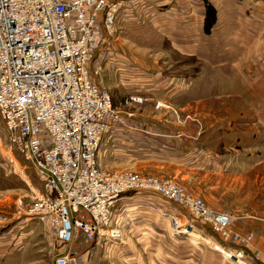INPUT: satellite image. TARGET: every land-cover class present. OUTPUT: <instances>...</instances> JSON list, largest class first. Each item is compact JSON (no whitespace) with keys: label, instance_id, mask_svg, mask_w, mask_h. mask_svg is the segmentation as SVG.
I'll return each mask as SVG.
<instances>
[{"label":"rangeland","instance_id":"1","mask_svg":"<svg viewBox=\"0 0 264 264\" xmlns=\"http://www.w3.org/2000/svg\"><path fill=\"white\" fill-rule=\"evenodd\" d=\"M111 1L119 4L115 32L107 34L106 42L94 57L90 66L91 78L109 90L115 108L123 116V123L134 119L138 132L148 135L147 147L152 155L129 156L126 148L135 142L131 140L130 143H120L116 147L114 136L108 132L99 149L98 160L102 167L110 171L131 170L175 180L188 192L201 197L209 206L229 211L234 216L233 227L236 231L239 229L256 235L255 229H264V145H244V142L254 140V130L248 129L249 125L244 121L245 109L247 116L252 117L249 110L256 100L253 94H245L243 97L212 96L214 92L228 90L224 85H228L231 91L246 90V82L239 77L245 80L246 73L251 74L248 66L239 67L233 62L223 65L219 62L223 57H228L230 50H224L226 43L222 39L208 37V33L217 25V8L211 0H139L136 3L139 7L145 5L155 13L145 23L137 24L119 21L127 0ZM191 6L197 9L199 24L203 25L198 33L199 55L183 58L170 45L175 40L171 32L174 29L166 27L158 30L157 19L161 17V20L169 23L175 16L186 14ZM149 18L151 21H148ZM231 54L236 57L242 55L243 58L236 60L243 61V64L248 60L244 51L234 50ZM116 60H125L130 64L131 72L136 74L133 81L125 83L120 66L111 67L112 61L114 64ZM234 60L235 57H232ZM222 71L229 72V77H224ZM165 78L169 79L165 82ZM176 78L179 79L176 81ZM133 83L136 85L132 86ZM250 83L253 85V82ZM129 91H136L150 99L126 104ZM164 103H169L177 111L170 109L166 112L155 108ZM214 121L215 125L212 126ZM243 123L247 125L246 129H239L244 127ZM122 125H118L121 126L118 135L127 139L128 128ZM152 128L159 129L155 132L159 140L147 132L153 131ZM244 134L247 140L239 138L244 137ZM0 136L5 139V125L1 115ZM157 151H160L159 155H156ZM7 156L8 153L0 145V212L8 218L6 224L0 227V264H54L55 257L66 247L52 237L46 223L22 211L33 200L32 189L40 193L45 191L42 179L29 161L20 158L22 166L27 167L24 172L12 157L16 169L13 168ZM20 200L23 202L21 208ZM149 201L153 203L149 199L138 200L143 205H139L141 215L154 219L160 226V230L156 227L154 230L159 233L163 230L165 235L159 243L160 247H149L145 264H213L216 259L207 256L205 252L216 249L222 251L227 261H231L228 258L231 253L210 239L214 233L207 226L202 229L199 223L196 224L191 236L173 234L167 211L181 212L189 217L187 208L171 203L167 213H156L146 209ZM147 231L151 232V229L147 227ZM171 237H184L187 241L181 239L182 242L175 243ZM84 239L82 233L78 234L69 248L81 254L86 245L91 243H86ZM105 252L106 247L97 252V264L100 261L101 264H111L104 259L102 253ZM259 254L264 256V253ZM232 260L236 264H248L244 258L235 257ZM134 261L138 262V259Z\"/></svg>","mask_w":264,"mask_h":264},{"label":"built area","instance_id":"2","mask_svg":"<svg viewBox=\"0 0 264 264\" xmlns=\"http://www.w3.org/2000/svg\"><path fill=\"white\" fill-rule=\"evenodd\" d=\"M118 10L111 0H0V145L13 168L12 157L23 171L20 160L29 161L45 189H32L23 213L46 223L66 247L54 264H89L69 248L80 232L85 241L121 240L114 208L128 192L154 191L187 208L189 217L167 214L174 235L195 230L198 220L223 241L250 242L253 234L236 231L229 211L209 206L175 180L110 171L99 162L103 138L124 119L109 90L91 78L90 66L115 32ZM143 101L130 96L126 104ZM7 220L0 212V227ZM226 249L233 263L244 258L243 250Z\"/></svg>","mask_w":264,"mask_h":264},{"label":"crops","instance_id":"3","mask_svg":"<svg viewBox=\"0 0 264 264\" xmlns=\"http://www.w3.org/2000/svg\"><path fill=\"white\" fill-rule=\"evenodd\" d=\"M195 1L198 2V0ZM211 1L218 10V20H217V25L214 26L212 31L208 33V37L210 38L217 37L218 39H222L223 42L226 43L224 46V50H230V54L228 55V57H223V60L219 62L223 65L230 63L232 64L233 62L234 65L236 64L239 67L241 65H245L250 67L248 68V71L251 72V74L246 73L245 80L239 77L241 81H243L244 83L246 82V85L248 86V88L246 87V90L231 91L228 85H224L223 87L228 88V90L223 89L218 93L214 92L212 96L219 97L218 95H222V96L236 95L239 97L240 96L243 97V95L245 94L246 96L247 94L250 95L253 94L256 100L252 105V107L250 106L251 111L249 110L252 117L247 116L248 113L247 110L245 109L244 121L246 122V124L249 125L248 129L254 130V140L253 141L250 140V142L246 141L244 142V145L246 147L264 145V0H211ZM136 3H139V0H127L125 2V7L120 15L119 21L124 20L128 23H137V24L145 23L146 22L145 20H147L148 17H150L155 13L152 12L153 9L147 8L145 5L139 7V5ZM179 7H183V5H180ZM174 9H176V7ZM178 17L175 16L174 20L170 21L169 23L166 22L167 20H161V17H159L157 19V23L159 24L158 30H162L166 27H171L172 30L174 29L171 32H173V36L175 40L170 45L173 46L174 49H176L183 58H193L194 56L196 57L199 55V48H200V44L198 42V33L200 27L203 26L202 24H199L200 17L198 15V11L197 9L196 10L193 9V6H191V8L187 10L186 14H181ZM203 18L204 16L202 15V19ZM148 21H151V18H149ZM235 23H237L236 26H234ZM168 32L171 33L170 31ZM168 36L170 37L172 35H168ZM234 50L244 51V56L248 59L245 64H243L242 63L243 61L241 60L239 61L236 60V58H243L242 55H237V57L236 55L232 56L231 51ZM232 57H235L234 61H232ZM113 61L111 67L113 68L116 65L120 66V68L122 69L121 71L122 76L124 77V79H126L125 83L128 84L134 80L133 77L136 78L135 72H131L132 69L129 67L130 64L125 62V60H116L114 64ZM144 73L147 74V72L145 71ZM241 73H242V69H241ZM222 74L226 78H228L230 75L229 72H225V71H222ZM168 79L169 78H165L164 81L166 82ZM177 79L179 78H176V81ZM250 82H253V85ZM131 85L133 86L136 84L133 83ZM129 92L130 93H128L127 95L128 97L129 96L142 97L144 99L143 102H145V100L147 101L150 99L148 97L146 98L143 97L141 93H137L136 91L134 92L129 91ZM155 108L160 110H166V112H169L170 109L172 110L175 109L169 103L161 104L160 106ZM175 110L177 111V109ZM230 123L232 124L231 121ZM241 124L242 122L240 123V126ZM243 124L244 127H239V129H246L247 125L245 126V123ZM214 125H215V121L212 123V126ZM135 126H136V121H134V119H128V121L124 123V125H122V127L128 128L127 139L122 138V136L118 135L119 134L118 128L121 126L118 125L115 126V128L110 132L114 136L113 137V141L115 143L114 145H116V147H119L120 143L121 144H123L124 142L130 143L132 140L133 142H135V144L130 147L127 146L126 148V153L129 156L132 157L151 156L152 154L148 152L149 148L147 147L148 135H145L143 132L139 133ZM229 128L231 129L233 127L229 126ZM152 130L154 132L150 130H148L147 132L150 133L151 135L156 136L157 133L155 132L159 131V129L152 128ZM154 138L158 140L160 139L157 136ZM239 138L247 140L246 134H244V137L242 136ZM154 149H152L153 153H154ZM116 150L118 149L116 148ZM159 152L160 151H157L156 155H159L160 154ZM135 194H132V192L128 193V195L123 197L124 201L120 202L121 200L120 199L118 202H116L115 205L116 213L117 214L122 213L120 214L119 222H117V224L123 230V234H124L123 239L118 241H111L105 238V239L91 241V243L89 245H86L84 250L80 252L81 254H79L78 252L80 259L84 261V263L97 264V261H99L97 252L106 247V252L102 254L105 255L104 259L109 260L111 264H145V257H146L145 255L146 253H149V247L151 245L154 246L158 245L160 247L159 243L163 240L165 232L161 230V233H159L156 230H154L155 227L158 229L160 228L158 223L154 221V219L152 218L146 216L144 217L141 215L139 205L141 206L143 205L139 204L138 200L140 199L152 200L153 203L149 201L148 203L149 206L146 209H150L156 213H159V211L161 213L164 211L165 213L167 208H171L169 206V204L171 203L179 205L180 207H184V206L175 203L173 201L167 200L163 195L154 191L135 192ZM139 196H146V197L140 198ZM167 212L171 213L173 211L171 210ZM198 223L200 227H202L203 229L204 226L198 220L195 221V226ZM147 227L151 229V232L147 231ZM208 228L213 232V230L210 227ZM237 230L240 231L241 234L244 236L252 233L249 231H241L239 229ZM255 231H256V235L254 234L250 242L239 243L237 245L223 241L220 235L215 232H213L214 233L213 236H210V239L216 241L218 244H220L225 248L236 247L243 250L244 260L248 264H264V256L259 254V253H264V229L258 228L255 229ZM82 235L84 238L83 233ZM215 237H217L218 240H216ZM181 239L187 241L184 237L174 238V239L172 238V240H174L175 243L182 242ZM137 245H140V247L138 248ZM216 250L217 251L209 250L205 252L207 256L216 259L213 262V264H234L231 261H227L225 259L226 256L222 253V251L218 249ZM194 256L195 255H193L192 258H194ZM134 259H138V262L137 261L135 262ZM100 262L98 264H101Z\"/></svg>","mask_w":264,"mask_h":264},{"label":"bare ground","instance_id":"4","mask_svg":"<svg viewBox=\"0 0 264 264\" xmlns=\"http://www.w3.org/2000/svg\"><path fill=\"white\" fill-rule=\"evenodd\" d=\"M14 161H16V160L14 159ZM28 182L30 183V180H28ZM30 186L33 188V186H32L31 183H30ZM194 231H195V230H191L189 233H186L185 235H189V234H190V236H191L192 233H194ZM236 258H237V257H236ZM238 259H240V257H239ZM241 259H243V258H241Z\"/></svg>","mask_w":264,"mask_h":264},{"label":"trees","instance_id":"5","mask_svg":"<svg viewBox=\"0 0 264 264\" xmlns=\"http://www.w3.org/2000/svg\"><path fill=\"white\" fill-rule=\"evenodd\" d=\"M209 27H211V24H210V26H208V28H209Z\"/></svg>","mask_w":264,"mask_h":264}]
</instances>
